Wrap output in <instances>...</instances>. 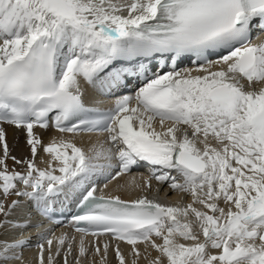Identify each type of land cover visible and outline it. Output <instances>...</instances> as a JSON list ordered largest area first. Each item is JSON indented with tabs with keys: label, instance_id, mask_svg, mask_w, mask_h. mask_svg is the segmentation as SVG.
Masks as SVG:
<instances>
[{
	"label": "snow or ice",
	"instance_id": "obj_1",
	"mask_svg": "<svg viewBox=\"0 0 264 264\" xmlns=\"http://www.w3.org/2000/svg\"><path fill=\"white\" fill-rule=\"evenodd\" d=\"M257 27L264 31V0H0V125L24 128L31 154L11 156L0 127V237L21 234L0 238V264H30L23 232L42 227L33 212L53 221L51 206L69 193L78 197L75 235L45 228L34 264H89L90 253L91 264L96 256L108 264L110 249L117 264H129L121 243L131 264L141 244L157 253L148 264H264ZM185 60L196 66L179 68ZM135 80V94L107 111L85 103L84 84L110 93ZM50 121L72 137L106 136L87 151L63 135L44 145L33 129L47 130ZM41 148L44 168L36 162ZM9 159L23 171L10 170ZM141 164L151 176L134 187L150 192L154 179L190 202L95 194V177L115 181ZM101 237H108L102 253Z\"/></svg>",
	"mask_w": 264,
	"mask_h": 264
},
{
	"label": "bare ground",
	"instance_id": "obj_2",
	"mask_svg": "<svg viewBox=\"0 0 264 264\" xmlns=\"http://www.w3.org/2000/svg\"><path fill=\"white\" fill-rule=\"evenodd\" d=\"M0 127H2L6 133V140H7V144L10 150V154L11 156H15L17 159H21L22 158V154H20V150H22L23 154H24V159H30L31 158V154H30V150H29V146L27 145L26 141H27V133L26 130L23 129H16L14 128L12 125H0ZM34 134L39 137L41 139V141L43 142L44 145H47L48 143H50L54 138L55 139H59L61 138V134H58L56 132H53L51 130H46V131H39L37 132L35 129H33ZM64 136V135H63ZM68 137H72V136H68ZM74 139V142L77 144V146H80L82 148H84L86 151L87 149L96 142L99 141H103L105 139V137L103 136H94V137H90V136H74L72 137ZM25 142V144L23 143ZM24 144L23 149L20 148L21 145ZM48 157L45 153H43V149L41 148L38 152V155L36 157V162L38 167L44 168L46 167L45 163H42V160H47ZM8 167L9 169H15L16 171H23L22 167L19 166H14L12 163V160L9 159L8 160ZM104 177L99 176V177H95L94 179H102ZM135 185H139L138 184V176L137 175H129L126 178L122 179V180H111L112 186H113V190H110L109 192L111 194H116L119 195L123 198H128L131 199L132 197L136 196V192L138 191L139 188L134 187V185L130 182H133ZM160 187H157L156 189L158 190ZM164 190V194L165 192H167V190ZM149 192V191H148ZM151 193V192H149ZM72 194L69 193L67 196H71ZM186 194L178 192V196L179 197H184ZM11 199H17V197L13 196L9 199V202ZM21 200H23L24 198H19ZM65 200V196H61L59 198V200L56 201V203H62V201ZM187 203L190 202V199L186 200ZM180 206H184V202L180 199ZM32 223H36L37 221H39V219L35 216V212H33L32 214ZM19 213H17V215L13 216L12 219L16 220L19 219ZM39 223L41 224L42 227L40 228H36L34 230H25L23 232V236L24 237H31V242L34 241V236L32 235V232H40L42 230L45 229V226L43 223H41L39 221ZM65 232L60 231L58 232L59 236L61 234H64ZM69 235V234H68ZM71 236V235H69ZM3 239H14V238H21V234L19 232V230H15V231H9L8 233H6L3 237H0ZM36 241L38 242V239H36ZM87 241H91L90 239H87ZM158 243H160L161 241H157ZM98 243L101 246V253L103 252V244L105 243V241L99 240ZM112 246L115 247V243H112ZM140 251H141V258L138 262V264H148V260L155 258L157 253L152 250L150 247L148 248V251L145 252V245L141 244L139 245ZM125 255L126 258L129 260V264H131V259L132 257L130 255H128L129 253V246L126 245V248L123 249L121 248ZM37 253V249L35 247V245H32L31 247L25 248L24 249V258L26 261H29L30 264H34V257L36 256ZM76 254V249H73V255ZM145 256L148 257V259H145ZM99 256L95 257V260L97 262V264H99ZM69 260H72V257H69ZM91 253L89 255V264H91ZM61 264H62V260H61ZM108 264H117L115 257H114V252L110 249L109 250V254H108Z\"/></svg>",
	"mask_w": 264,
	"mask_h": 264
},
{
	"label": "rangeland",
	"instance_id": "obj_3",
	"mask_svg": "<svg viewBox=\"0 0 264 264\" xmlns=\"http://www.w3.org/2000/svg\"><path fill=\"white\" fill-rule=\"evenodd\" d=\"M23 143L25 144V142H23ZM24 144H23V145H21V146H20V148H22V149H23V147H24ZM0 154H2V153H0ZM20 154H22V158H24V154H23L22 150H20ZM10 170H12V168H10Z\"/></svg>",
	"mask_w": 264,
	"mask_h": 264
}]
</instances>
